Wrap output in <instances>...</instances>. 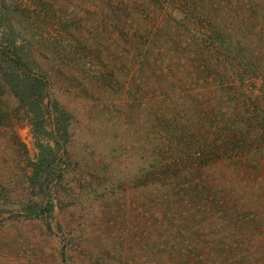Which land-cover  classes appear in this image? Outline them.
Instances as JSON below:
<instances>
[{
    "label": "rangeland",
    "instance_id": "rangeland-1",
    "mask_svg": "<svg viewBox=\"0 0 264 264\" xmlns=\"http://www.w3.org/2000/svg\"><path fill=\"white\" fill-rule=\"evenodd\" d=\"M5 3L0 42L14 40L30 80L50 87L65 118L47 131L59 123L67 133L57 145L33 135L0 93V264L172 262L178 246L167 236L181 229L169 213L187 205L171 195L159 206L163 192L141 175L154 156L168 173L201 167L208 186H254L239 196L264 201V0ZM37 142L55 149L48 227L38 209L16 207L39 200L24 183ZM258 239L253 263L264 264Z\"/></svg>",
    "mask_w": 264,
    "mask_h": 264
},
{
    "label": "trees",
    "instance_id": "trees-1",
    "mask_svg": "<svg viewBox=\"0 0 264 264\" xmlns=\"http://www.w3.org/2000/svg\"><path fill=\"white\" fill-rule=\"evenodd\" d=\"M7 7L5 0H0V20L5 19ZM18 51L14 40L0 42V93L13 99L14 113H22L33 135L37 136L42 132L50 137L54 136L52 139L57 145L59 141H63L67 133L65 127L63 128L59 123L55 126L51 125L52 129L48 132L47 125L53 123L56 114L59 113V116H62L58 120L64 119L65 116L57 111V107H52L50 87L45 79L43 78V81L35 79L34 82L30 80L26 73L29 71V66L22 62ZM41 87L47 88L44 94L39 91ZM37 147L39 150L37 160L33 163L32 172L24 175V183L26 188L31 187V190L35 192L33 196L38 197L39 200L30 198L16 207L21 210L38 209L40 215L37 214V217L44 226L48 227L43 215L53 209L51 201L49 202L46 196L47 188L52 181L53 169L47 161V153L55 152V149L51 144L45 146L39 142ZM62 152H66L65 148ZM210 157H212L210 152L205 153L204 162L207 163ZM158 160L155 156L152 157L151 164V158H149L151 165L146 166L141 175L144 174L147 179L148 187L153 186L163 192L158 195L159 206L164 204L165 199H169L171 195H182L181 202L185 201L188 206L186 211L177 212L179 214L169 213L170 221H173L175 225L179 224L181 229L179 234L167 236L171 239L170 244L178 246V257L173 258L169 264H204V262L206 264H256L253 263L254 259H258L255 254V240L257 235L264 238V211L260 216L256 214V211H259L256 208L264 206V201L256 202L251 199L253 196L251 193L254 192L255 187L246 186L241 189L233 183L229 184L230 180L223 186L212 184L208 186L202 178L206 177V174L208 176L209 172L201 173L203 168H196L195 171L199 173L193 174L183 163L177 168L179 172L176 170L168 173L164 167L157 166ZM206 163L203 165L208 166ZM173 167L176 168L174 165ZM154 174L158 179L151 181L149 177ZM197 176L200 178L199 181ZM239 190L243 195L250 194L251 198L244 200V197L239 196ZM192 200H196L197 203ZM250 203L254 204V208L250 206ZM3 210H5V204H0V212ZM167 217L165 212L158 216L161 229L162 223L169 219ZM12 220L6 219L7 222ZM259 225L261 229L255 234ZM258 242L263 245L264 239H258ZM258 251H262L260 258L263 257L264 260V248ZM166 253L170 255V252Z\"/></svg>",
    "mask_w": 264,
    "mask_h": 264
}]
</instances>
